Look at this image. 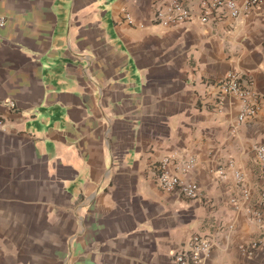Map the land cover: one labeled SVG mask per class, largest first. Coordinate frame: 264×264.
I'll return each instance as SVG.
<instances>
[{
    "label": "crops",
    "instance_id": "crops-1",
    "mask_svg": "<svg viewBox=\"0 0 264 264\" xmlns=\"http://www.w3.org/2000/svg\"><path fill=\"white\" fill-rule=\"evenodd\" d=\"M163 1L0 0V264H173L193 233L213 241L200 264H264L241 250L264 230V0L206 23L192 0L173 27L151 22ZM230 70L258 98L242 122L214 97ZM173 153L200 197L153 182Z\"/></svg>",
    "mask_w": 264,
    "mask_h": 264
},
{
    "label": "built area",
    "instance_id": "built-area-1",
    "mask_svg": "<svg viewBox=\"0 0 264 264\" xmlns=\"http://www.w3.org/2000/svg\"><path fill=\"white\" fill-rule=\"evenodd\" d=\"M192 0H164L158 4L152 14L151 22L163 27H173L183 24L193 17ZM263 0H197V18L201 23L220 21L225 17L237 18L242 13L251 12L261 6ZM123 20L133 23V18L127 12L123 13ZM3 19L0 18V25ZM143 26L142 23L139 24ZM211 84L215 88L214 97L220 103L224 96H230L242 102V107L237 115V122L245 121L253 117L259 106L258 98L252 89V82L243 80L236 70H230L225 74L214 78ZM261 174L264 176V144L255 146ZM195 166V157L191 155L168 154L151 167V175L156 186L164 192L176 193L186 199L200 197L198 184L187 177ZM238 182L243 181V175L239 170L234 172ZM248 191L243 188L242 196L246 197ZM231 203L237 206V200ZM264 210V191L252 211V218L262 224V211ZM213 246L210 237L199 233L191 234L183 248L173 255V264H200L206 258ZM241 250L252 256L256 253L264 256V230L259 236Z\"/></svg>",
    "mask_w": 264,
    "mask_h": 264
}]
</instances>
